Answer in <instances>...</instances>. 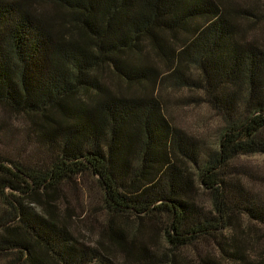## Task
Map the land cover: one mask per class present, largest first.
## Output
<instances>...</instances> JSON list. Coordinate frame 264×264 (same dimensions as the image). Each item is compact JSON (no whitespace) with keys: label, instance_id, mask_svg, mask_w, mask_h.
I'll list each match as a JSON object with an SVG mask.
<instances>
[{"label":"trees","instance_id":"16d2710c","mask_svg":"<svg viewBox=\"0 0 264 264\" xmlns=\"http://www.w3.org/2000/svg\"><path fill=\"white\" fill-rule=\"evenodd\" d=\"M239 6L0 0V110L25 118L52 156L25 166L0 155V264H264V200L235 164L264 155V47L239 25L264 13ZM191 67L199 80L184 76ZM168 78L202 88L222 118L215 149L171 124ZM2 132L0 120V145ZM86 172L111 216L93 245L58 204ZM155 230L168 250L144 239ZM199 243L210 247L184 255Z\"/></svg>","mask_w":264,"mask_h":264},{"label":"rangeland","instance_id":"374dc122","mask_svg":"<svg viewBox=\"0 0 264 264\" xmlns=\"http://www.w3.org/2000/svg\"><path fill=\"white\" fill-rule=\"evenodd\" d=\"M236 2L239 7H246L251 13L260 15L264 13L263 0H236ZM253 18L251 16L249 20H241L240 29L248 39L256 38L264 47V20L253 23ZM183 74L192 80H199L201 77L198 69L192 67ZM113 83L114 79L109 80L111 87ZM159 94L172 125L194 138L202 148L217 147L224 131V122L208 103L202 88L193 85L177 87L172 83L171 78H168L159 88ZM0 120L3 130L0 145L2 158L25 166H32L36 159L41 158L46 163L50 162L52 156L45 154L41 149L30 123L25 118L15 117L0 110ZM235 164L242 171L241 178L248 191L264 200V155L243 157L236 160ZM61 189L63 194L58 200L60 214L66 216L69 214L74 228L81 233L80 238L87 244L93 245L102 235L106 223L111 218L105 208L103 191L97 178L86 172L72 181L64 182ZM200 198L203 202L207 201V195L203 192ZM123 221L131 227L137 224V220L129 215ZM242 222L243 226L250 224L253 229L256 228L255 224L246 219ZM256 230L259 231V228ZM153 235L154 238L153 236L150 238L148 234H143L144 239L154 250L158 252L168 250L161 232L155 230ZM195 247L186 248L183 251L184 255L196 257L197 248L206 250L210 246L205 247L203 243H199Z\"/></svg>","mask_w":264,"mask_h":264}]
</instances>
